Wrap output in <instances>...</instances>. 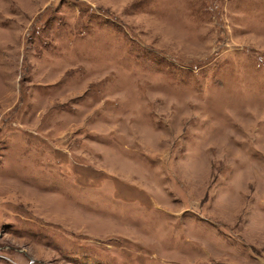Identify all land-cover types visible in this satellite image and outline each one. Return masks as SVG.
Here are the masks:
<instances>
[{
	"label": "rangeland",
	"instance_id": "rangeland-1",
	"mask_svg": "<svg viewBox=\"0 0 264 264\" xmlns=\"http://www.w3.org/2000/svg\"><path fill=\"white\" fill-rule=\"evenodd\" d=\"M0 264H264V0H0Z\"/></svg>",
	"mask_w": 264,
	"mask_h": 264
}]
</instances>
